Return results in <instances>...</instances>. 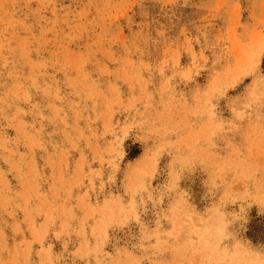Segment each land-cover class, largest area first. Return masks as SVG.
I'll list each match as a JSON object with an SVG mask.
<instances>
[{
	"label": "rangeland",
	"instance_id": "1",
	"mask_svg": "<svg viewBox=\"0 0 264 264\" xmlns=\"http://www.w3.org/2000/svg\"><path fill=\"white\" fill-rule=\"evenodd\" d=\"M263 58L264 0H0V264H264Z\"/></svg>",
	"mask_w": 264,
	"mask_h": 264
},
{
	"label": "trees",
	"instance_id": "2",
	"mask_svg": "<svg viewBox=\"0 0 264 264\" xmlns=\"http://www.w3.org/2000/svg\"><path fill=\"white\" fill-rule=\"evenodd\" d=\"M263 68H264V58H263ZM138 152H135L132 156L137 155ZM249 234L254 239L261 236L262 232L264 231L263 222L260 223V218L254 219L251 224L249 225Z\"/></svg>",
	"mask_w": 264,
	"mask_h": 264
}]
</instances>
